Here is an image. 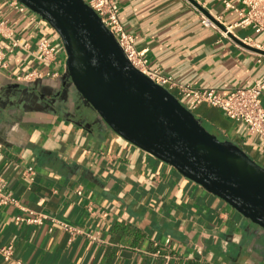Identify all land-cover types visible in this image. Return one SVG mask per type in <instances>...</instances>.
I'll return each mask as SVG.
<instances>
[{"label": "crops", "instance_id": "1", "mask_svg": "<svg viewBox=\"0 0 264 264\" xmlns=\"http://www.w3.org/2000/svg\"><path fill=\"white\" fill-rule=\"evenodd\" d=\"M116 1L149 66L178 83L226 96L264 81L255 47L264 30L237 25L224 0ZM205 13L217 28L202 25ZM42 37L56 46L51 63L32 54ZM0 52V181L17 201L0 204V247L12 246L0 264H264V229L104 122L68 77L61 39L46 21L0 0ZM32 72L42 76L17 79ZM260 101L264 110V85ZM191 112L264 167L259 135L216 107ZM29 212L41 222L16 220Z\"/></svg>", "mask_w": 264, "mask_h": 264}, {"label": "water", "instance_id": "2", "mask_svg": "<svg viewBox=\"0 0 264 264\" xmlns=\"http://www.w3.org/2000/svg\"><path fill=\"white\" fill-rule=\"evenodd\" d=\"M19 1L59 36L68 77L115 133L264 229V167L134 68L84 0Z\"/></svg>", "mask_w": 264, "mask_h": 264}, {"label": "built area", "instance_id": "3", "mask_svg": "<svg viewBox=\"0 0 264 264\" xmlns=\"http://www.w3.org/2000/svg\"><path fill=\"white\" fill-rule=\"evenodd\" d=\"M245 7L235 5L229 1L224 0L226 9L232 10L238 16L239 26H252L254 31L260 32L264 30V4L259 0H242ZM8 4L19 12L29 10L19 0H7ZM85 3L98 15L100 21L109 30L115 38V41L124 54L129 63L154 81L156 84L166 88L169 92L176 88L178 99L190 111L199 104H207L220 109L227 118L232 121L243 123L250 133L259 135L261 145L264 149V110L261 106L260 97L263 90L264 81L259 78L253 84L245 87H237L233 89L228 95L222 96L212 88H197L189 84L178 83L171 75L161 73L158 68H151L148 64L146 56V49H138L135 44L134 36L129 33L118 17V3L116 0H84ZM201 23L208 28H217L215 24V17L208 15H201ZM244 43L250 44L251 38L243 39ZM14 46H19L18 40H13ZM27 48V44L22 45ZM257 49L264 51V43L255 46ZM34 58L41 63H51L55 59L56 46L51 43L47 37H42L36 42L35 50L33 51ZM1 55V52H0ZM36 75H35V74ZM41 77L42 74L32 72L21 78L26 79L32 76ZM46 75L55 76V73H47ZM2 144L0 143V148ZM29 180H32L34 170L32 167L26 168ZM17 204L15 198L10 194H5L2 191V182L0 181V204L6 203ZM27 217L17 216V221H26L28 223H40L43 215L33 214ZM168 239L166 243H168ZM0 254L4 259H9L12 256V246L0 247Z\"/></svg>", "mask_w": 264, "mask_h": 264}, {"label": "rangeland", "instance_id": "4", "mask_svg": "<svg viewBox=\"0 0 264 264\" xmlns=\"http://www.w3.org/2000/svg\"><path fill=\"white\" fill-rule=\"evenodd\" d=\"M262 4H264V0H259ZM203 126L208 130L209 133L214 134L213 130L206 124V123H202ZM219 139L222 140L221 136L215 134Z\"/></svg>", "mask_w": 264, "mask_h": 264}]
</instances>
